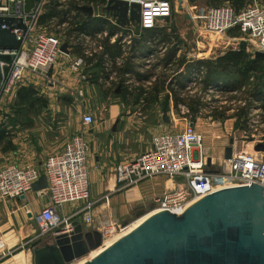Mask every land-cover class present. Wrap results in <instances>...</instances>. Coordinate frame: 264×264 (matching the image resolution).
Listing matches in <instances>:
<instances>
[{"label":"rangeland","instance_id":"1","mask_svg":"<svg viewBox=\"0 0 264 264\" xmlns=\"http://www.w3.org/2000/svg\"><path fill=\"white\" fill-rule=\"evenodd\" d=\"M67 1L62 0L61 3L65 4ZM76 1L77 6H93L92 16H96L95 19L102 18L106 23L92 26L93 29H90L89 33L81 35L69 33L71 26L74 25L71 23L73 13L70 14V19L64 22L54 19L47 25L41 24L46 31L57 35L62 43L66 37L69 38V56L60 55L56 61L57 65L64 63L68 67L74 58H82L85 65L81 66L80 73L85 75L86 80L92 79L90 76L92 73L102 76V82L106 75L109 76L108 82L100 86L95 85L104 101L106 97L112 98L115 91L119 90L122 93L127 91L130 102L134 103L140 96L142 98L143 92L150 90V95L146 96L147 102L160 100L162 109L167 113L165 115L172 118L169 129L176 132L167 133H179L180 130L182 132V126L189 122L195 125L202 135V153L206 159L208 157L213 159L212 166L209 168L206 166L207 169L227 173L228 168L223 154L230 138L234 139L233 151H246L254 154L259 160H264V151L255 150L256 145L264 144V75H262L264 59L260 58L259 68L242 76L235 73V69H230L228 73L211 77L205 68L201 70L202 67L198 68L192 64L197 60L214 59L229 50L245 49L254 57L255 52L259 51H256L252 42L238 28L231 29L225 36L204 29L206 8L221 6L228 2L234 5L233 0H177L178 3L172 2L169 16L160 18L152 28H143L136 22L117 24L112 13L106 9L107 0L102 5ZM247 3L248 1L243 6ZM157 28L165 29L167 36L165 39L160 33L154 34L153 29ZM113 31L116 36L114 43H110L112 35L110 33ZM133 37H137L136 42L139 43L135 48L131 47ZM63 72L61 71L57 77L59 81L65 78L62 77L65 74ZM20 86L22 85L17 84L11 87L0 97V121L9 125L10 133L31 125L36 118L54 126L62 117L74 114L73 98L69 93H65L66 95L62 93L63 96L55 93L48 96L45 93L51 89L48 86H45L44 93L37 92L40 99L34 106L15 104L16 91ZM55 88L53 90H62L59 85ZM156 90L157 98L154 99L152 96ZM97 99L99 100V97L93 102L96 106L100 104ZM170 99L175 105L174 109L168 108ZM64 105L68 109H62ZM5 115H9L10 118L7 119ZM103 116L104 112L101 113L99 110L97 114H93L96 122ZM9 149L10 147L1 149L3 156ZM215 184L223 186L227 185L228 181L215 179ZM155 199L156 197L147 205L131 208L129 214L121 221L116 220L107 225L106 228L111 229V233L105 236L107 246L130 231L140 217L152 212L156 206ZM36 212L38 211L28 213V215L31 213L29 216L33 219L35 236ZM30 245L28 242L27 245L10 250L3 261L7 260L6 264H11L12 261L8 258L28 249ZM88 256L69 264H82L91 258ZM17 260L18 264L25 263L23 257Z\"/></svg>","mask_w":264,"mask_h":264},{"label":"built area","instance_id":"2","mask_svg":"<svg viewBox=\"0 0 264 264\" xmlns=\"http://www.w3.org/2000/svg\"><path fill=\"white\" fill-rule=\"evenodd\" d=\"M140 3V22L143 28L156 26L160 18L169 16L172 2L177 0H128ZM48 0H35L25 11L27 0H0V16L21 19L25 30L15 28L12 32L20 40L15 50L0 49V97L11 87L31 84V76L46 79L53 86V69L60 55L61 39L46 31L39 23ZM62 2V0H60ZM204 29L213 34L226 35L233 28L252 42L256 51L264 52V0H249L238 10L228 2L221 6L207 7L204 13ZM4 27V26H3ZM4 56H11V59ZM82 58H74L68 64L71 73L86 80L80 73ZM56 92V91H55ZM78 89L77 97L82 96ZM56 94V93H55ZM93 116L83 115L84 123H91ZM202 135L189 122L182 132L163 133L155 136L152 147L132 160L121 162L114 168L118 190H125L153 176L162 175L177 180V186L155 199V210L180 214L193 202L223 188L248 186L256 183L264 187V160L246 151L235 152L224 159L227 173L213 172L206 167L202 152ZM199 159V160H198ZM7 164L0 168V199H17L32 190V185L44 174L47 180L49 203L34 216L36 238L59 232H70L75 217L81 213L90 224V211L95 201L90 200L87 163V147L82 136H73L65 148L49 157L42 165ZM224 177L227 185L218 186L213 179ZM40 193V191H38ZM106 198V195H104ZM84 201V206L72 215L58 213L62 204ZM105 228L103 238L109 233Z\"/></svg>","mask_w":264,"mask_h":264},{"label":"crops","instance_id":"3","mask_svg":"<svg viewBox=\"0 0 264 264\" xmlns=\"http://www.w3.org/2000/svg\"><path fill=\"white\" fill-rule=\"evenodd\" d=\"M113 35H111L110 43H114L116 35ZM138 44L135 42L131 47ZM92 66L96 67L95 64ZM61 71H64L65 74L62 77L65 78L59 81L57 77L60 76ZM53 76L54 84L48 86L52 90L45 92L46 95L52 96L56 93V95L63 96L62 93L64 95L69 93L73 98L74 114L62 117L54 126L36 118L31 125L16 129L14 132L11 131V146L9 151L4 153L5 156L1 151L3 145H0V168L7 164L42 167L43 161L62 151L73 136H82L87 147L90 200L95 203L90 211L92 216L90 224L85 222L81 213L75 217V220L86 229H97L100 232L113 221H121L125 218L131 208L147 205L153 198L177 186L178 179L173 180L157 175L125 190L117 188L114 173L117 164L132 160L149 150L155 136L176 132L170 130L172 118L166 116L167 121L164 120L163 115L166 111L162 109L160 100L153 103L147 102L148 97L146 96L150 95V90L143 92L142 98L140 96L139 100H135L134 103L130 102L127 91L122 93L119 90L115 91L112 98L106 97L104 101L95 85L100 86L108 82L109 76L107 75L103 82L102 76L99 77V74L94 73L90 75L92 77L90 81H84L78 78L77 74H71L64 63L57 65L56 62ZM30 81L39 92L45 91L47 83L44 78L32 75ZM57 85L62 90H53ZM78 89L83 92L80 97L76 94ZM96 97H99L97 101L100 103L97 106L93 104ZM152 97L156 99L157 94H153ZM168 102V108L174 109L172 99ZM62 109L68 108L64 105ZM98 110L101 113L104 112V116L100 117L99 121L96 122L93 117L91 123L83 122L84 114L93 116ZM202 155L204 156L203 153ZM48 203L49 197L46 190L40 193L31 190L23 198L0 199V264H6L7 260L3 261V259L10 250L27 245L28 242L31 243L28 249L15 253L8 260L12 261L11 264H18L17 259L23 257L24 264H33L34 250L45 246L47 241L44 240L43 243L32 247L40 238L34 235L33 219L29 216L31 213L29 215L28 213L39 211ZM84 204L85 202L81 200L62 204L58 207V213L72 215L78 212Z\"/></svg>","mask_w":264,"mask_h":264},{"label":"water","instance_id":"4","mask_svg":"<svg viewBox=\"0 0 264 264\" xmlns=\"http://www.w3.org/2000/svg\"><path fill=\"white\" fill-rule=\"evenodd\" d=\"M34 1L27 0L25 11ZM140 7L139 2L128 0L106 3L117 24L139 23ZM78 9L90 16L94 12L93 6ZM15 28L26 27L21 19L0 16V49L19 47L20 40L12 32ZM137 39L133 37L132 44ZM68 41L66 37L61 52L69 53ZM254 55L264 59V52L257 51ZM163 118L167 121L165 114ZM233 142L230 138L224 148V159L231 158ZM255 150L264 151V144L256 145ZM206 166H212L211 157L206 159ZM46 188L47 180L42 174L32 190ZM44 240L45 246L34 250L33 264H69L101 247L103 235L74 221L70 232L56 230L32 247ZM83 264H264V187L251 183L223 188L192 203L180 214L156 212Z\"/></svg>","mask_w":264,"mask_h":264},{"label":"trees","instance_id":"5","mask_svg":"<svg viewBox=\"0 0 264 264\" xmlns=\"http://www.w3.org/2000/svg\"><path fill=\"white\" fill-rule=\"evenodd\" d=\"M85 3H94L97 5H102L105 3V0H82ZM249 0H233L234 5L232 7L235 10L240 9L243 4ZM76 0H68L65 4L61 3L60 0H48L44 12L41 14L39 18L40 24H48L50 21L57 19L59 22H64L66 19L70 17V14L73 13V17H71V23L74 25L71 26L70 32L74 35L87 34L92 30V26H97L99 24H105L106 20L102 18L95 19L94 17L88 15L87 13L78 9ZM63 5H65L63 7ZM70 19V18H69ZM98 30V29H97ZM154 34L160 33L161 36L165 39L166 32L164 28L153 29ZM113 32L110 33L113 34ZM136 47V46H135ZM132 47V48H135ZM253 57V58H252ZM260 58H256L251 56V54L247 53L245 49H237V50H229L224 54L214 58V59H204L197 60L193 62V65H197V67L206 70V73L209 76H218L221 74L228 73L230 69H235V73L239 75H246L249 71H254L260 67ZM263 69V66H262ZM263 72V70L261 71ZM264 75V73H262ZM164 86V83H162ZM156 90V94H157ZM160 91V90H159ZM38 90L32 85H22L16 91V102L15 104L19 106L29 107L34 106V103L40 99L37 95ZM191 109V107H190ZM7 119H9V115H5ZM11 134L9 130V125L5 122L0 121V145H3V148H8L11 146L10 140Z\"/></svg>","mask_w":264,"mask_h":264},{"label":"bare ground","instance_id":"6","mask_svg":"<svg viewBox=\"0 0 264 264\" xmlns=\"http://www.w3.org/2000/svg\"><path fill=\"white\" fill-rule=\"evenodd\" d=\"M201 154H202V152H201ZM203 156V155H202ZM204 157V156H203ZM199 160V159H198ZM224 177H222V176H216V177H214L213 179L215 180V179H218V180H220V179H223ZM196 202V201H195ZM194 203V202H193ZM156 212H159L158 210H153L152 212H149V213H147V214H145V215H143L142 217H140L138 220H137V222L136 223H134L135 224V226L134 227H132V229L130 230V231H128L127 233H125L122 237H124L125 235H127L129 232H131L132 230H134L135 228H137L141 223H143L147 218H149L151 215H153V214H155ZM111 233V229H110V231H109V233L108 234H110ZM107 236V235H106ZM122 237H120V238H122ZM105 238L106 237H104V242H103V246H101V247H99L98 249H96V250H93L90 254H89V256L88 257H94V256H96L97 254H99L100 252H102L104 249H106V248H108L109 246H111L112 244H110L109 246H107V242L105 243ZM119 238V239H120ZM118 239V240H119ZM107 241V240H106ZM117 241V240H116ZM115 241V242H116ZM99 250V251H98ZM96 251V252H95ZM82 259V258H81ZM85 259V258H84ZM81 262V261H80ZM83 264V263H82Z\"/></svg>","mask_w":264,"mask_h":264}]
</instances>
